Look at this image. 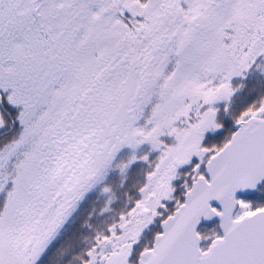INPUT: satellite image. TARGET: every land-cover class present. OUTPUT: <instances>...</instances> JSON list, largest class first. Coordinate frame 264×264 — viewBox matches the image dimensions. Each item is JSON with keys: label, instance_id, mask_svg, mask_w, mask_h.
I'll list each match as a JSON object with an SVG mask.
<instances>
[{"label": "snow or ice", "instance_id": "obj_1", "mask_svg": "<svg viewBox=\"0 0 264 264\" xmlns=\"http://www.w3.org/2000/svg\"><path fill=\"white\" fill-rule=\"evenodd\" d=\"M0 195V264H264V0H0Z\"/></svg>", "mask_w": 264, "mask_h": 264}, {"label": "trees", "instance_id": "obj_2", "mask_svg": "<svg viewBox=\"0 0 264 264\" xmlns=\"http://www.w3.org/2000/svg\"><path fill=\"white\" fill-rule=\"evenodd\" d=\"M3 203V198H2V196L0 195V204H2ZM87 208H88V205H87V203H85V204H83L82 206H81V208L78 210V212L76 213V216H78V217H80V219L82 220L83 219V217H84V215L86 214V210H87ZM76 216H74V220L76 219ZM79 221H77V223H78ZM69 228H75L76 227V225L75 224H73L72 222L69 224V226H68Z\"/></svg>", "mask_w": 264, "mask_h": 264}, {"label": "flooded vegetation", "instance_id": "obj_3", "mask_svg": "<svg viewBox=\"0 0 264 264\" xmlns=\"http://www.w3.org/2000/svg\"><path fill=\"white\" fill-rule=\"evenodd\" d=\"M257 200H259V198H256ZM259 202H264V200H259ZM212 225H210L209 227H211Z\"/></svg>", "mask_w": 264, "mask_h": 264}, {"label": "water", "instance_id": "obj_4", "mask_svg": "<svg viewBox=\"0 0 264 264\" xmlns=\"http://www.w3.org/2000/svg\"><path fill=\"white\" fill-rule=\"evenodd\" d=\"M214 222H218V219H217L216 221H214ZM214 222H213V223H214Z\"/></svg>", "mask_w": 264, "mask_h": 264}, {"label": "rangeland", "instance_id": "obj_5", "mask_svg": "<svg viewBox=\"0 0 264 264\" xmlns=\"http://www.w3.org/2000/svg\"><path fill=\"white\" fill-rule=\"evenodd\" d=\"M1 196H2V195H1ZM2 198L4 199V197H3V196H2ZM70 223H71V222H70ZM70 223H69V224H70Z\"/></svg>", "mask_w": 264, "mask_h": 264}]
</instances>
